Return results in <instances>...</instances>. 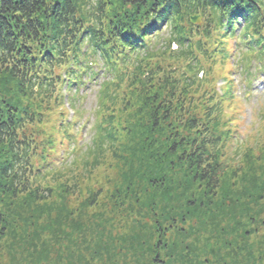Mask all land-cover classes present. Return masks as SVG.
Masks as SVG:
<instances>
[{"label": "rangeland", "instance_id": "374dc122", "mask_svg": "<svg viewBox=\"0 0 264 264\" xmlns=\"http://www.w3.org/2000/svg\"><path fill=\"white\" fill-rule=\"evenodd\" d=\"M204 19L193 27L203 29L209 22ZM213 43L205 45L210 53ZM224 44L234 55L233 41ZM162 57L145 64L151 75L120 90L109 112L117 143L96 169L82 163L92 143L89 127L95 124L102 76L89 81L74 103L83 129L74 132L63 91L61 100H47L0 73V97L37 118L27 128L39 145L35 163L47 155L54 161L53 175L41 187L48 199L11 196L0 183V264H264V73L254 62L248 94L236 55L222 64L215 52L197 59L203 65L200 81L184 87L178 76L185 63ZM172 90L182 98L173 105L184 115L202 118L213 103L221 109L209 124L222 135L219 160L227 169L213 194L189 180L179 161L162 149L166 138L186 135L173 117L165 121L158 105ZM67 123L77 146L64 139ZM5 151L0 147V162Z\"/></svg>", "mask_w": 264, "mask_h": 264}, {"label": "trees", "instance_id": "16d2710c", "mask_svg": "<svg viewBox=\"0 0 264 264\" xmlns=\"http://www.w3.org/2000/svg\"><path fill=\"white\" fill-rule=\"evenodd\" d=\"M194 14L206 21L209 18L203 29L190 23ZM162 32L170 35L164 38ZM212 40L215 49L211 53H217L220 63L236 55L235 64L249 94L254 62L258 72L264 73V0H0V73L6 72L24 91L47 100H61L63 91L75 117L72 131L83 130L77 124L74 105L82 98L81 89L102 76L95 124L89 127L94 132L92 143L82 163L93 169L117 143L109 112L124 84L151 75L145 64L168 56L185 63L178 77L184 87H193L200 81L203 66L197 59L211 57L205 45ZM227 40L234 43V55L224 44ZM59 69L61 75L56 73ZM173 91L170 99L158 105L165 109V121L173 117L186 135L166 138L162 149L179 161L189 180L213 194L227 169L219 160L222 135L209 124L221 109L213 103L202 118L184 115L173 105V99H182ZM36 120L30 110L0 97V147L6 149L0 162V183L11 196L35 194L45 200L49 192L41 187L52 177L54 161L47 155L39 165L35 163L39 145L27 128ZM68 126L62 127L64 139L77 146ZM3 224L0 212V229Z\"/></svg>", "mask_w": 264, "mask_h": 264}, {"label": "water", "instance_id": "95a60500", "mask_svg": "<svg viewBox=\"0 0 264 264\" xmlns=\"http://www.w3.org/2000/svg\"><path fill=\"white\" fill-rule=\"evenodd\" d=\"M200 15L198 14H194V15H191L189 20H190V23L192 25H198L200 23Z\"/></svg>", "mask_w": 264, "mask_h": 264}]
</instances>
